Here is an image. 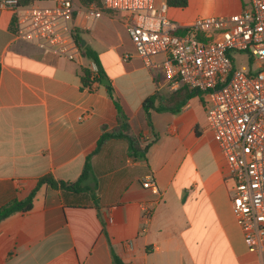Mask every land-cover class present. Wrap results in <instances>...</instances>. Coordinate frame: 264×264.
Wrapping results in <instances>:
<instances>
[{"label":"crops","instance_id":"obj_1","mask_svg":"<svg viewBox=\"0 0 264 264\" xmlns=\"http://www.w3.org/2000/svg\"><path fill=\"white\" fill-rule=\"evenodd\" d=\"M187 1L158 0L169 4L178 35L198 19L249 7L248 0ZM127 18L105 11L76 19L78 40L98 53V66L85 64L84 54L71 61L17 40L13 13L0 12V207L27 199L45 176L59 183L42 185L29 212L0 224V264H264L236 223L234 181L208 128L206 95L179 114L152 111L148 126L145 99L176 91L158 66L164 55L150 67L136 55ZM93 65L110 85L83 87L81 69ZM119 108L141 146L151 145L145 158L123 140L97 148L119 127ZM149 177L157 192L143 187Z\"/></svg>","mask_w":264,"mask_h":264},{"label":"built area","instance_id":"obj_2","mask_svg":"<svg viewBox=\"0 0 264 264\" xmlns=\"http://www.w3.org/2000/svg\"><path fill=\"white\" fill-rule=\"evenodd\" d=\"M53 1L52 5L0 0V12L15 17V38L75 61L82 58L76 19H100L105 11L128 14L127 31L136 55L147 67L164 55L162 66L170 88L198 90L206 95L208 128L223 152L234 181L233 214L248 250L264 255V0L230 17H209L187 25L185 35L169 20V4L158 0ZM245 54V55H240ZM237 56L250 64L236 66ZM128 58V56L126 57ZM94 75L98 68L92 66ZM145 189L157 192L149 177ZM143 220L151 211L143 209Z\"/></svg>","mask_w":264,"mask_h":264},{"label":"trees","instance_id":"obj_3","mask_svg":"<svg viewBox=\"0 0 264 264\" xmlns=\"http://www.w3.org/2000/svg\"><path fill=\"white\" fill-rule=\"evenodd\" d=\"M89 2H97L99 0H86L85 3ZM171 6H183L185 7L188 3L187 0H168ZM79 38V36L77 37ZM79 43L82 47V42L79 40ZM82 53L84 56L96 63L99 66V58L98 53L91 49L89 46L82 47ZM106 79L105 74L99 68V71L96 75H94L90 68L83 67L81 69V80L83 87L92 90V87L95 84L104 85L103 80ZM108 92L111 97H113L112 92L113 89L111 86H106ZM203 92L198 90H191L188 87H182L178 91L172 93L170 96H165L160 93H156L145 99L143 103L144 111L148 126L152 128V111L158 113H172L179 114L188 104V102L198 96H203ZM110 139H118L123 140L128 143L129 150L135 154L136 156L145 158L148 149L150 148V144L143 147L140 144V136H136L131 134L130 126L127 121V117L123 114V112L119 108V127H117L113 132L107 133L102 136L101 140L98 143V149L108 140ZM90 157L87 158L86 168L88 169ZM44 184H49L52 187H58L59 183L51 176H45L39 180L38 186L32 191L30 196L23 201H12L9 204L0 207V224L6 220L7 218L15 215V214H25L29 212L34 203L35 196L39 191L40 187ZM64 183H61V186H64Z\"/></svg>","mask_w":264,"mask_h":264},{"label":"rangeland","instance_id":"obj_4","mask_svg":"<svg viewBox=\"0 0 264 264\" xmlns=\"http://www.w3.org/2000/svg\"><path fill=\"white\" fill-rule=\"evenodd\" d=\"M248 2H249V0H248ZM249 6H250V2H249ZM240 55H245V54H240ZM83 62L85 64L89 63L88 59H85V58H83ZM236 66L238 68H240L241 70H243V71H249L250 68H251L250 64H248V61L243 56H237V58H236Z\"/></svg>","mask_w":264,"mask_h":264},{"label":"water","instance_id":"obj_5","mask_svg":"<svg viewBox=\"0 0 264 264\" xmlns=\"http://www.w3.org/2000/svg\"><path fill=\"white\" fill-rule=\"evenodd\" d=\"M85 45H83V47H84ZM103 83L105 84V85H110V83L106 80V79H104L103 80Z\"/></svg>","mask_w":264,"mask_h":264}]
</instances>
